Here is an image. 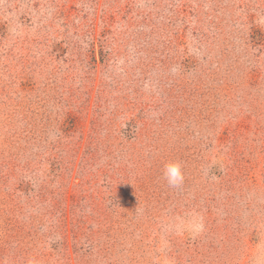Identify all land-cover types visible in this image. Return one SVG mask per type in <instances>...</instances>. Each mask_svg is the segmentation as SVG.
I'll list each match as a JSON object with an SVG mask.
<instances>
[{"label": "rangeland", "instance_id": "rangeland-1", "mask_svg": "<svg viewBox=\"0 0 264 264\" xmlns=\"http://www.w3.org/2000/svg\"><path fill=\"white\" fill-rule=\"evenodd\" d=\"M0 264H264V0H0Z\"/></svg>", "mask_w": 264, "mask_h": 264}, {"label": "clouds", "instance_id": "clouds-1", "mask_svg": "<svg viewBox=\"0 0 264 264\" xmlns=\"http://www.w3.org/2000/svg\"><path fill=\"white\" fill-rule=\"evenodd\" d=\"M163 177L170 187H179L184 183V172L182 164L179 161H169L164 165ZM203 223L195 224L194 231H201Z\"/></svg>", "mask_w": 264, "mask_h": 264}]
</instances>
